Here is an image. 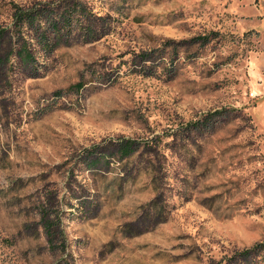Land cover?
<instances>
[{
	"label": "rangeland",
	"instance_id": "1",
	"mask_svg": "<svg viewBox=\"0 0 264 264\" xmlns=\"http://www.w3.org/2000/svg\"><path fill=\"white\" fill-rule=\"evenodd\" d=\"M254 5L0 0V264H264Z\"/></svg>",
	"mask_w": 264,
	"mask_h": 264
},
{
	"label": "trees",
	"instance_id": "2",
	"mask_svg": "<svg viewBox=\"0 0 264 264\" xmlns=\"http://www.w3.org/2000/svg\"><path fill=\"white\" fill-rule=\"evenodd\" d=\"M22 17H24V16H22ZM25 19L27 20V21L25 20L26 21L25 23H27L25 25L28 26V27L33 26L35 24V22L37 21L35 18H31L30 19L29 17H27ZM57 30L58 29H56V31ZM198 39H201V40L207 42L209 40V36H204V37H201V38H198ZM40 42L42 44L43 50H45L46 52H52L54 50L53 44H51V42L47 39L46 34L41 35ZM19 55L27 63H29L32 60L31 55H30L29 51H27V49H24V48L21 49ZM141 57L143 59H145V60L148 59V55L147 54H143V56H141ZM145 75L147 76V75H151V74H145ZM81 87H82V84H78L75 88L79 89ZM131 149H132V144L131 143H127V144H125L123 146V151L127 155L131 154ZM262 247H264V243H258L256 245H254L251 249L244 250L241 253V255L247 258V257L251 256V254L254 253V252L260 253L261 251H263L264 249Z\"/></svg>",
	"mask_w": 264,
	"mask_h": 264
},
{
	"label": "crops",
	"instance_id": "3",
	"mask_svg": "<svg viewBox=\"0 0 264 264\" xmlns=\"http://www.w3.org/2000/svg\"><path fill=\"white\" fill-rule=\"evenodd\" d=\"M250 4H255L252 8H251V12L252 14H254L257 18H263L264 17V0H248ZM260 2L261 3V7H263L262 9H259L257 6V3ZM259 20V19H258ZM262 111H264L263 107L261 108Z\"/></svg>",
	"mask_w": 264,
	"mask_h": 264
}]
</instances>
